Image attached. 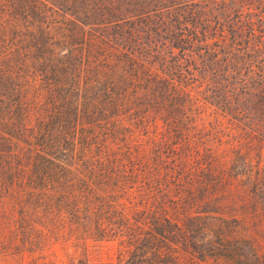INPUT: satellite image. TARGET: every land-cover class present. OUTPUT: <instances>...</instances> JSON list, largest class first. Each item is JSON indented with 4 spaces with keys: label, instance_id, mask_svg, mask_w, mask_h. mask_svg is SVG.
Listing matches in <instances>:
<instances>
[{
    "label": "trees",
    "instance_id": "16d2710c",
    "mask_svg": "<svg viewBox=\"0 0 264 264\" xmlns=\"http://www.w3.org/2000/svg\"><path fill=\"white\" fill-rule=\"evenodd\" d=\"M1 206L66 264L237 259L264 216V0H0Z\"/></svg>",
    "mask_w": 264,
    "mask_h": 264
},
{
    "label": "rangeland",
    "instance_id": "374dc122",
    "mask_svg": "<svg viewBox=\"0 0 264 264\" xmlns=\"http://www.w3.org/2000/svg\"><path fill=\"white\" fill-rule=\"evenodd\" d=\"M250 211V209H249ZM253 214V211H250ZM18 216V215H17ZM15 212L11 208L0 207V264H66V253L54 240L47 238L41 229L21 231L12 221ZM33 219V218H32ZM33 222V220H32ZM246 241L240 242L237 259L232 257L209 258L198 261L191 258H178L171 264H264V216L255 217L245 227ZM34 234V235H33ZM34 236V239H33ZM106 263L107 255L100 253L98 258H93L94 263Z\"/></svg>",
    "mask_w": 264,
    "mask_h": 264
}]
</instances>
